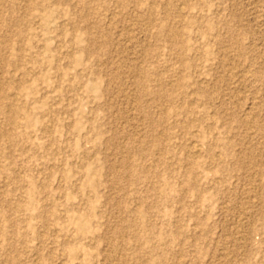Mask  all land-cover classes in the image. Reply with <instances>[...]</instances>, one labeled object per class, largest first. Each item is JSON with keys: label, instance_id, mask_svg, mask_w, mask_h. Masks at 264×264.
Returning a JSON list of instances; mask_svg holds the SVG:
<instances>
[{"label": "rangeland", "instance_id": "obj_1", "mask_svg": "<svg viewBox=\"0 0 264 264\" xmlns=\"http://www.w3.org/2000/svg\"><path fill=\"white\" fill-rule=\"evenodd\" d=\"M0 264H264V0H0Z\"/></svg>", "mask_w": 264, "mask_h": 264}, {"label": "bare ground", "instance_id": "obj_2", "mask_svg": "<svg viewBox=\"0 0 264 264\" xmlns=\"http://www.w3.org/2000/svg\"><path fill=\"white\" fill-rule=\"evenodd\" d=\"M166 30V29H165ZM175 37H179V34L178 31L176 33V31H170ZM172 36V35H171ZM173 38V37H172ZM181 59V58H180ZM163 93V92H162Z\"/></svg>", "mask_w": 264, "mask_h": 264}]
</instances>
